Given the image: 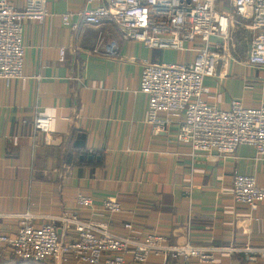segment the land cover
<instances>
[{"label": "crops", "instance_id": "1", "mask_svg": "<svg viewBox=\"0 0 264 264\" xmlns=\"http://www.w3.org/2000/svg\"><path fill=\"white\" fill-rule=\"evenodd\" d=\"M9 1L17 9L26 2ZM47 2L44 21L24 23V76L9 85L0 79V234H16L26 213L41 225L78 210L83 219L109 222L118 234L145 238L157 232L178 245L264 248V202L252 211L232 194L236 173L254 176L264 187V160L256 148L243 144L231 155L194 152L177 139V122L164 134H154L147 122L143 63L189 61L193 53L126 40L109 19L96 26L76 15V27L63 23L64 13L105 1ZM217 6L236 17L230 0ZM252 40L253 32L240 22L232 26L228 59L205 79L211 89L206 98L220 109H230L234 100L246 107L264 101V68L248 63ZM39 112L51 116L48 133L33 124ZM78 194L92 197L94 209L81 208ZM109 196L117 197L122 213L104 208ZM126 261L139 264L131 253ZM144 264H264V256L249 262L238 251L212 263L167 252Z\"/></svg>", "mask_w": 264, "mask_h": 264}, {"label": "built area", "instance_id": "2", "mask_svg": "<svg viewBox=\"0 0 264 264\" xmlns=\"http://www.w3.org/2000/svg\"><path fill=\"white\" fill-rule=\"evenodd\" d=\"M96 1L106 5L66 12L63 23L76 27V15L96 26L109 19L120 27L126 40H140L151 49L193 53L189 61L143 63L140 92L149 97L147 122L154 134L168 132L177 122V139L194 152L231 155L240 145L248 144L264 160V101L260 106L246 107L234 100L230 109H220L207 100L211 89L205 84L206 78L217 75L219 63L228 59L230 29L239 22L253 32L248 63L264 68V0H230L236 17L220 10L219 0H87V4ZM49 15L47 0H26L22 9L0 0V79L8 85L24 76V23L44 21ZM60 59H65L64 47L60 48ZM33 124L44 133L52 130L51 116L42 112L35 115ZM232 194L236 202L247 204L252 211L264 202V187L251 175L236 173ZM77 199L81 208L94 209L92 197L78 194ZM103 206L111 214L123 212L115 196L107 197ZM125 228L131 231L133 224L125 223ZM69 233L71 240L67 239ZM238 251H244L249 262L264 256V248L249 245H178L157 232L145 238L118 234L109 222L83 219L78 210L41 225L36 224L33 214L26 213L20 215L16 234H0V257L6 252L22 260L50 264H127L129 253L136 263L144 264L152 254L167 252L173 257L213 263L220 254Z\"/></svg>", "mask_w": 264, "mask_h": 264}, {"label": "trees", "instance_id": "3", "mask_svg": "<svg viewBox=\"0 0 264 264\" xmlns=\"http://www.w3.org/2000/svg\"><path fill=\"white\" fill-rule=\"evenodd\" d=\"M0 264H50L46 261H36V260H22L17 258L14 255L11 256H1L0 258Z\"/></svg>", "mask_w": 264, "mask_h": 264}, {"label": "rangeland", "instance_id": "4", "mask_svg": "<svg viewBox=\"0 0 264 264\" xmlns=\"http://www.w3.org/2000/svg\"><path fill=\"white\" fill-rule=\"evenodd\" d=\"M4 255L11 256L12 254L4 252V253H2V256H4ZM0 258H1V257H0ZM17 258H18V257H17ZM19 259H20V258H19Z\"/></svg>", "mask_w": 264, "mask_h": 264}]
</instances>
